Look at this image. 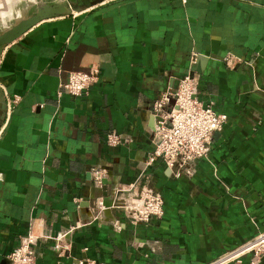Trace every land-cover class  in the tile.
Instances as JSON below:
<instances>
[{"label": "crops", "instance_id": "obj_1", "mask_svg": "<svg viewBox=\"0 0 264 264\" xmlns=\"http://www.w3.org/2000/svg\"><path fill=\"white\" fill-rule=\"evenodd\" d=\"M64 3L0 46V264L30 226L56 235L79 223L67 250L40 237L35 264H205L264 230V0H0V33ZM91 64L99 77L85 93L60 89ZM188 70L227 114L189 174L159 157L146 165L152 101ZM109 130L130 140L109 146ZM94 166L106 168L101 187ZM134 180L160 192V217L95 210Z\"/></svg>", "mask_w": 264, "mask_h": 264}, {"label": "built area", "instance_id": "obj_2", "mask_svg": "<svg viewBox=\"0 0 264 264\" xmlns=\"http://www.w3.org/2000/svg\"><path fill=\"white\" fill-rule=\"evenodd\" d=\"M227 63L233 64L237 58L225 57ZM99 77V66L91 64L87 69H76L68 72L60 84V89L71 95L85 93L89 85ZM198 76L192 70L186 71L178 79L174 88L160 92L152 101L151 112L154 116L153 148L148 153L146 165L156 158H161L165 165L175 173H190L193 162L206 156L210 149L214 131L220 129L227 119V114L214 109L210 102H203L198 97ZM130 140L121 131L109 130L105 133V142L109 146ZM94 184L103 185L106 168L94 166L90 168ZM113 200L109 206L103 202L102 196L93 201L95 210L118 208L133 222L148 221L163 214V198L152 186L134 180L129 183H118L113 187ZM95 216V215H94ZM79 226L77 222L65 230L53 235L49 230L40 233L30 226L20 236L19 243L7 254L8 264H35L36 251L33 245L40 237L50 238L59 251L69 248L66 240L68 233ZM250 253L254 264L264 259V230L258 231L241 246L228 251L225 255L205 264H221L228 260L240 261L241 257ZM78 264H105L102 260H78Z\"/></svg>", "mask_w": 264, "mask_h": 264}, {"label": "water", "instance_id": "obj_3", "mask_svg": "<svg viewBox=\"0 0 264 264\" xmlns=\"http://www.w3.org/2000/svg\"><path fill=\"white\" fill-rule=\"evenodd\" d=\"M70 8H71V6L69 4L67 5L65 3L54 5V6H41V7H39L38 10L35 12V14L13 24L10 28H8V29L4 30L2 33H0V46L12 41L15 37L20 35L23 31H25L27 28H29L37 20H39L45 16L51 15V14L62 13L64 11L69 10ZM153 119H154V116H153ZM104 179L102 180L103 184L105 182ZM104 204L106 206H109L110 202H108V200H104Z\"/></svg>", "mask_w": 264, "mask_h": 264}]
</instances>
